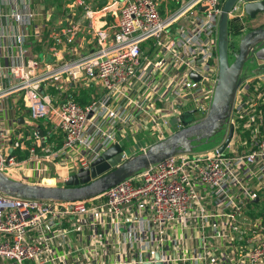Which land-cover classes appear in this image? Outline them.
<instances>
[{
	"label": "built area",
	"instance_id": "2783aa9c",
	"mask_svg": "<svg viewBox=\"0 0 264 264\" xmlns=\"http://www.w3.org/2000/svg\"><path fill=\"white\" fill-rule=\"evenodd\" d=\"M100 1L0 0V171L11 178L48 162L67 171L65 181L137 126L161 139L207 114L225 0ZM232 9L229 52L253 27L241 0ZM258 64L244 66L212 148L196 143L88 199L0 192V264H264ZM190 111L198 117L187 119ZM52 132L60 135L55 146L44 143Z\"/></svg>",
	"mask_w": 264,
	"mask_h": 264
},
{
	"label": "water",
	"instance_id": "95a60500",
	"mask_svg": "<svg viewBox=\"0 0 264 264\" xmlns=\"http://www.w3.org/2000/svg\"><path fill=\"white\" fill-rule=\"evenodd\" d=\"M238 0H225L218 19L217 55L218 73L212 101L207 114L198 122L184 126L158 139L144 149L125 156L123 147L116 142L104 149L87 170L70 174L63 186L32 183L14 179L0 171V192L14 197L74 201L94 197L107 188L134 175L141 169L179 153L191 152L202 139L208 140L222 131L231 114L238 85L246 63H259L256 70L264 69V23L239 34L233 51L228 49L229 12ZM249 20L264 13V0H241ZM232 59V60H230ZM191 113V111L189 112ZM21 121V118H19ZM233 131L230 125L227 137L219 147L223 150ZM257 198H255V201ZM160 264V263H156Z\"/></svg>",
	"mask_w": 264,
	"mask_h": 264
},
{
	"label": "crops",
	"instance_id": "0c3cea01",
	"mask_svg": "<svg viewBox=\"0 0 264 264\" xmlns=\"http://www.w3.org/2000/svg\"><path fill=\"white\" fill-rule=\"evenodd\" d=\"M89 2H91L92 4L95 5V2L96 0H88ZM104 0L100 3H103ZM51 13H52V18H51V21L53 22L52 19H55L56 17H58V15H56V10H51ZM257 19H254V21L252 22V26H257L258 24H261V21L264 19V15L263 14H258L257 15ZM79 102L83 103L86 98H87V91L83 88H81L79 90ZM18 109L19 111H22V114L24 117H27V110L25 108H23V106L20 104L18 105ZM21 118V117H19ZM20 122V121H19ZM21 124L22 123V118H21ZM37 127L39 129V133L40 134H46L47 132V128L45 127V125L42 123V121H38L37 122ZM60 141V135L57 134V133H53L52 134H49V135H46V137L44 138V143L47 145H52V146H55L59 143ZM123 152H124V155L126 156V151H124L123 149ZM38 153H40L38 151ZM17 158L19 159H25L27 158L26 155L27 153H23V152H17ZM21 161V160H20ZM23 162V161H22ZM37 165V164H36ZM36 165L33 166V164L27 166L25 169H22L20 170V174H21V179H23L24 181H27V182H40V181H50L52 179H57V178H60L61 180L63 179L64 181V177L65 175L67 174V171L62 168L61 166H56L52 163H48V162H42L41 164H38L39 167H44L43 170H41V172L37 173L35 172L34 170L31 171V168H34ZM70 174H68L67 176H69Z\"/></svg>",
	"mask_w": 264,
	"mask_h": 264
},
{
	"label": "rangeland",
	"instance_id": "374dc122",
	"mask_svg": "<svg viewBox=\"0 0 264 264\" xmlns=\"http://www.w3.org/2000/svg\"><path fill=\"white\" fill-rule=\"evenodd\" d=\"M258 16H256L255 19H257ZM246 20L245 17H243V20ZM251 21V20H250ZM254 20H252L253 22ZM251 22V23H252ZM232 60V59H230ZM250 66V63H246V67ZM198 115L195 113H189L187 114V119H195ZM173 130H175V127L173 125ZM169 134V133H167ZM165 134V135H167ZM164 135V136H165ZM221 133L215 134L213 137H210L208 140L202 139L200 145L197 143L199 149H209L212 148L217 141L220 140ZM159 133L153 128L148 127L143 128L141 126H137L135 131L129 132L128 134H122L121 137H119V142L122 145L124 151H126V157L134 154L142 149H144L146 146H148L150 143L160 139ZM56 178V177H55ZM52 179L50 181H40V182H32V183H40V184H46V185H56V186H63L65 181L60 178Z\"/></svg>",
	"mask_w": 264,
	"mask_h": 264
},
{
	"label": "bare ground",
	"instance_id": "6f19581e",
	"mask_svg": "<svg viewBox=\"0 0 264 264\" xmlns=\"http://www.w3.org/2000/svg\"><path fill=\"white\" fill-rule=\"evenodd\" d=\"M231 12L232 13H238V9L237 8H233Z\"/></svg>",
	"mask_w": 264,
	"mask_h": 264
},
{
	"label": "trees",
	"instance_id": "16d2710c",
	"mask_svg": "<svg viewBox=\"0 0 264 264\" xmlns=\"http://www.w3.org/2000/svg\"><path fill=\"white\" fill-rule=\"evenodd\" d=\"M37 48V50H38V47H36Z\"/></svg>",
	"mask_w": 264,
	"mask_h": 264
}]
</instances>
